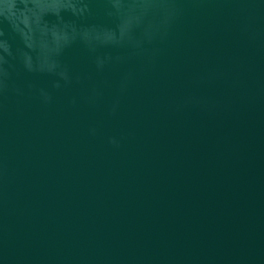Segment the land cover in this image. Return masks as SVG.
<instances>
[{
    "label": "water",
    "instance_id": "95a60500",
    "mask_svg": "<svg viewBox=\"0 0 264 264\" xmlns=\"http://www.w3.org/2000/svg\"><path fill=\"white\" fill-rule=\"evenodd\" d=\"M0 264H264V0H0Z\"/></svg>",
    "mask_w": 264,
    "mask_h": 264
}]
</instances>
